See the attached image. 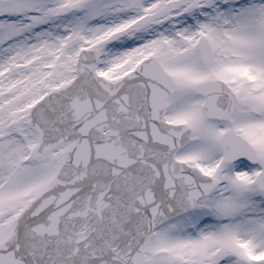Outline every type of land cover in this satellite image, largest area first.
Returning a JSON list of instances; mask_svg holds the SVG:
<instances>
[{
  "label": "snow or ice",
  "instance_id": "obj_1",
  "mask_svg": "<svg viewBox=\"0 0 264 264\" xmlns=\"http://www.w3.org/2000/svg\"><path fill=\"white\" fill-rule=\"evenodd\" d=\"M0 264H264V0H0Z\"/></svg>",
  "mask_w": 264,
  "mask_h": 264
}]
</instances>
